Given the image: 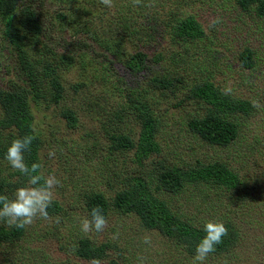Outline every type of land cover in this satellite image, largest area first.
Segmentation results:
<instances>
[{
	"label": "rangeland",
	"instance_id": "obj_1",
	"mask_svg": "<svg viewBox=\"0 0 264 264\" xmlns=\"http://www.w3.org/2000/svg\"><path fill=\"white\" fill-rule=\"evenodd\" d=\"M42 24L41 36L23 35L13 42L9 33L19 29V10L0 14V88L25 76L17 59L28 53L32 69L55 62L61 85L57 102L46 91L29 99L34 132L40 140L42 173L55 175L61 185L54 202L60 206V223L36 219L13 242H0V264H91L79 258L74 247L80 239L108 243V256L100 264H192L193 256L175 240L142 227L135 215L110 211L103 232L85 233L82 222L84 195L102 193L108 200L136 175L151 177L153 193L170 210L197 227L223 221L238 231L235 246L220 255L210 254L205 264H264V17L242 10L237 0H113L108 8L100 0H24ZM20 9V7H18ZM193 16L204 35L195 42L174 38L177 19ZM219 17L221 23L210 27ZM253 51V67L245 69L239 55ZM136 53L145 55L139 71L126 63ZM170 80L167 87L151 84L153 78ZM212 81L223 92L248 100V116L234 119L236 138L227 146L200 140L187 121L204 113L186 98L192 84ZM146 103L156 122L160 154L140 166L133 149H115L111 135L136 140L140 116L130 100ZM70 111L76 126H68L63 112ZM14 129L0 131L3 140ZM4 134V135H3ZM2 139L0 138V142ZM7 140H4V143ZM55 156L49 158V151ZM159 161L196 165L223 163L240 178V186L227 190L213 184L186 185L177 193L158 191ZM13 168L0 157V176L10 178ZM15 182V178H12ZM17 187L5 194L12 199ZM0 225H7L0 221ZM116 234V238L113 235ZM151 244L143 242L144 237Z\"/></svg>",
	"mask_w": 264,
	"mask_h": 264
},
{
	"label": "trees",
	"instance_id": "obj_2",
	"mask_svg": "<svg viewBox=\"0 0 264 264\" xmlns=\"http://www.w3.org/2000/svg\"><path fill=\"white\" fill-rule=\"evenodd\" d=\"M237 5L245 11L253 9L258 17H264V0H237ZM20 7V9H18ZM19 10V29L9 33V38L15 42L23 35L41 36L42 24L34 9L24 0H0V14L9 15ZM173 37L183 42H195L202 39L204 32L197 20L189 15L177 19L172 25ZM28 53L20 51L17 59L23 69L25 78L22 83L11 82L7 87L0 88V131L14 129V133L7 134L4 143L0 138V157L6 156L7 149L12 141L25 135H33L30 150L24 152L25 163L42 162L39 156L40 140L34 132L33 117L30 112L29 99L39 97V92L46 91L49 97L57 102L61 96V85L57 76L55 62H46L42 69L34 70L27 60ZM253 51L245 48L239 55L241 64L245 69L253 67ZM145 62V55L136 53L127 60V67L131 71H139ZM151 84L161 88L167 87L170 80L153 78ZM186 98L193 100L203 107L204 113L195 115L187 121L189 131L200 140L218 145L227 146L237 136L238 126L234 121L239 116H248L253 112L250 101L232 96L215 86L212 81L203 80L190 86ZM129 103L140 116V129L136 140L126 135H111V144L115 149H133L135 161L142 166L143 162L153 155L160 154V147L156 141V122L146 103L130 100ZM68 126H76V118L70 111L63 112ZM4 135V134H3ZM156 188L166 193H177L186 185L213 184L227 190H235L240 186V178L223 163H210L196 165L157 163ZM42 172V167L40 169ZM10 178L0 176V195L5 191H12L17 187L27 186L28 178L22 173L13 170ZM15 178V182L12 180ZM153 179L142 175L134 176L122 189L116 191L112 199L108 200L102 193L90 191L84 195L85 212L91 219L90 212L95 206L103 209L105 217L112 210L123 215H135L142 227L154 230L161 235L175 240L187 253L194 255L195 248L205 235L204 226L197 227L189 221L175 215L167 203L159 199L152 191ZM49 214L60 211V206L53 201L48 209ZM228 234L222 238V243L216 246L212 255H220L231 250L238 239V231L231 224H225ZM23 234V228L0 225V242H13ZM110 246L108 243L94 244L88 239H80L74 247L77 257L92 261H99L108 256ZM109 264H122L110 260Z\"/></svg>",
	"mask_w": 264,
	"mask_h": 264
},
{
	"label": "clouds",
	"instance_id": "obj_3",
	"mask_svg": "<svg viewBox=\"0 0 264 264\" xmlns=\"http://www.w3.org/2000/svg\"><path fill=\"white\" fill-rule=\"evenodd\" d=\"M133 5H140L142 0H132ZM100 3L108 8L113 7V0H100ZM217 17L210 22V27H215L221 23ZM231 89H226L225 93ZM253 107H259L258 102H253ZM33 135H25L22 138L14 139L7 149L5 159L16 171L28 178L27 186L16 189L12 199L6 195H0V221L9 227L25 228L31 226L36 219L53 220L59 224V216L51 217L48 209L52 206L55 189L61 185V181L55 175H45L40 171L41 164L36 162L31 166L25 163L24 152L30 150ZM49 158L55 156L54 151H49ZM91 219L85 218L81 225V230L85 233L103 232L108 221L100 206H95L90 212ZM205 235L200 239L195 248L192 264H205L208 256L216 251V246L222 243V238L228 234L223 221H209L204 225ZM116 238V234L113 235ZM143 242L150 245L151 239L144 237ZM139 264H144V257L138 258ZM91 264H100L98 258H93Z\"/></svg>",
	"mask_w": 264,
	"mask_h": 264
}]
</instances>
